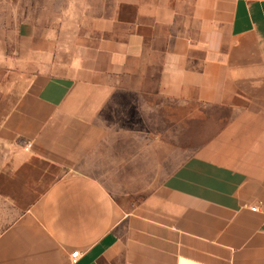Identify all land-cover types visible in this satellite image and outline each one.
Here are the masks:
<instances>
[{
  "label": "crops",
  "instance_id": "obj_1",
  "mask_svg": "<svg viewBox=\"0 0 264 264\" xmlns=\"http://www.w3.org/2000/svg\"><path fill=\"white\" fill-rule=\"evenodd\" d=\"M3 99L0 264H264V0H0Z\"/></svg>",
  "mask_w": 264,
  "mask_h": 264
},
{
  "label": "rangeland",
  "instance_id": "obj_2",
  "mask_svg": "<svg viewBox=\"0 0 264 264\" xmlns=\"http://www.w3.org/2000/svg\"><path fill=\"white\" fill-rule=\"evenodd\" d=\"M8 103H9L8 99L0 100V114L4 111ZM1 120H2V117L0 116V122ZM5 204H6L5 199L0 198V229L3 227L4 223L6 222V218H7V207Z\"/></svg>",
  "mask_w": 264,
  "mask_h": 264
},
{
  "label": "built area",
  "instance_id": "obj_3",
  "mask_svg": "<svg viewBox=\"0 0 264 264\" xmlns=\"http://www.w3.org/2000/svg\"><path fill=\"white\" fill-rule=\"evenodd\" d=\"M252 208H254V207H252ZM79 255H80L79 250H75V251L71 252V254H70V256L73 260L76 259Z\"/></svg>",
  "mask_w": 264,
  "mask_h": 264
}]
</instances>
